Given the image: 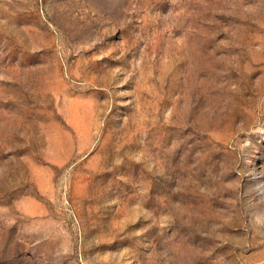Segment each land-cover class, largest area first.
I'll use <instances>...</instances> for the list:
<instances>
[{
    "label": "rangeland",
    "instance_id": "obj_1",
    "mask_svg": "<svg viewBox=\"0 0 264 264\" xmlns=\"http://www.w3.org/2000/svg\"><path fill=\"white\" fill-rule=\"evenodd\" d=\"M0 264H264V0H0Z\"/></svg>",
    "mask_w": 264,
    "mask_h": 264
}]
</instances>
